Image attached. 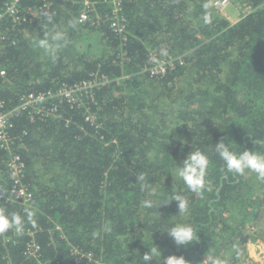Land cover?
I'll return each instance as SVG.
<instances>
[{
  "label": "trees",
  "instance_id": "16d2710c",
  "mask_svg": "<svg viewBox=\"0 0 264 264\" xmlns=\"http://www.w3.org/2000/svg\"><path fill=\"white\" fill-rule=\"evenodd\" d=\"M91 1L95 10L85 22V0H20V19L0 17V97L8 108L27 92L109 78L83 91L79 103L47 97L50 114L13 118L12 151L26 163L34 199L26 206L2 196L0 204L22 215L33 209L36 226L0 233V264H164L170 255L190 264H240L247 244L264 242V181L227 172L215 144L223 138L238 151L264 148L256 144L264 140V0H239L249 9L236 22L211 0H119L124 36L110 24L111 0ZM71 19L80 21L75 29ZM53 26L68 34L55 60L31 43ZM153 57L176 60L152 75ZM197 149L210 163L205 188L193 193L166 171ZM9 156L0 149L3 195L12 183ZM141 174L159 200L185 197L187 212L178 214L175 200L142 208ZM176 222L192 224L198 239L177 246L166 231ZM156 245L161 258L140 259Z\"/></svg>",
  "mask_w": 264,
  "mask_h": 264
},
{
  "label": "clouds",
  "instance_id": "9594fccd",
  "mask_svg": "<svg viewBox=\"0 0 264 264\" xmlns=\"http://www.w3.org/2000/svg\"><path fill=\"white\" fill-rule=\"evenodd\" d=\"M45 16L47 21L51 23L52 16L47 13H45ZM79 23V20L71 19L68 21V27L75 29ZM31 43L35 49L42 50L55 60L59 49L67 45L68 34L65 29L53 26L50 31L45 32L42 36L33 37ZM159 55L167 57L169 55L168 50L162 48ZM152 62L158 66L161 64V61L155 57L152 58ZM256 144L259 146L264 145V140H257ZM215 152L220 160L223 161L227 172L237 176L244 175L246 171L252 172L256 174L259 180L264 181V148H243L242 151H238L232 147V142L226 143L222 138L215 144ZM209 163V157L204 151L199 149L191 150L182 163L177 164L178 167L175 171L166 172H171L174 181L178 177L189 191L198 193L205 188ZM136 177L137 183L141 184V191L145 193V198L140 202L142 208L151 209L155 207L158 209L162 203L175 200L178 202V214L182 215L187 212L188 200L185 197L173 194L171 199L159 200L157 188L147 183L143 174L136 175ZM26 223L31 224L33 227L36 226L33 209L24 208L22 215L15 211L10 212L5 205L0 204V233L12 230L15 234L22 235L25 231ZM110 230L109 225H104V231ZM166 231L177 246H186L198 239L197 229L190 223L176 222ZM93 235L95 236L96 233H93ZM153 258H161V251L157 245L149 247V251L145 252L140 259L150 262ZM164 264H190V262L182 255H170L164 259Z\"/></svg>",
  "mask_w": 264,
  "mask_h": 264
},
{
  "label": "built area",
  "instance_id": "2783aa9c",
  "mask_svg": "<svg viewBox=\"0 0 264 264\" xmlns=\"http://www.w3.org/2000/svg\"><path fill=\"white\" fill-rule=\"evenodd\" d=\"M19 1L20 0H5L3 9L4 12L2 11L3 13H0V17L4 13H9L16 20L20 19L18 8ZM110 2L113 5L110 24L114 31L124 36L127 30V21L125 16H123V14L121 13V3L119 0H111ZM229 3L230 0H215L214 3L212 2V4L218 5V9H224ZM94 10L95 2L91 0H85L84 7L79 14V20L81 22L90 20V13ZM175 60V57L162 58L160 60L161 64L158 66L155 63H152V65L149 67V71L152 75L163 74L169 67H172L174 65ZM4 73L5 71L1 70V74ZM108 81L109 78L107 76H102L98 79L95 78L93 80L84 81L74 86H64L59 90L58 93L49 92V94H36L34 92H27L21 96L20 102L15 107L11 108H8L5 101L0 97V149H6L10 152V156L6 162V167L12 180L10 192L8 195H3L0 190V200H2V196H4L7 199H12L13 201H17L23 205L30 206L34 199L33 192L25 182L26 163L20 154L14 153L12 151V146L16 139V137L11 133V128L13 127V118L26 112L28 118L31 121H34L36 120V115L44 117L45 115L51 113L48 112V110H46L45 106L43 105L45 102L44 100L47 97L59 96L60 98H62L60 101H67L70 104L79 103L81 102L83 91ZM87 119L92 120L89 116L87 117ZM94 120L95 119H93L92 121ZM252 245L258 249L261 248V250L263 251L262 246H264V242H260L259 240H257L253 241ZM32 246L35 250L38 249V244L36 242H33L31 247ZM88 256L91 258L90 255ZM95 263L105 264L104 262L100 261H95Z\"/></svg>",
  "mask_w": 264,
  "mask_h": 264
},
{
  "label": "rangeland",
  "instance_id": "374dc122",
  "mask_svg": "<svg viewBox=\"0 0 264 264\" xmlns=\"http://www.w3.org/2000/svg\"><path fill=\"white\" fill-rule=\"evenodd\" d=\"M213 3L215 0H211ZM212 7L217 10V12L228 17L232 22H236L245 12V6L239 0H230V3L224 9H218V5L211 4ZM257 228L261 229V225H256ZM254 228H251V231H254ZM247 252L241 258L240 264H264V246L263 251L252 245V242L246 245Z\"/></svg>",
  "mask_w": 264,
  "mask_h": 264
}]
</instances>
